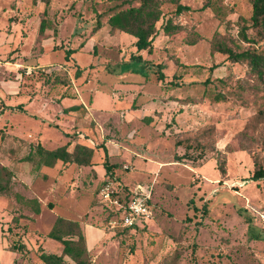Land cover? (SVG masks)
Here are the masks:
<instances>
[{"label": "rangeland", "instance_id": "1", "mask_svg": "<svg viewBox=\"0 0 264 264\" xmlns=\"http://www.w3.org/2000/svg\"><path fill=\"white\" fill-rule=\"evenodd\" d=\"M179 1L188 9L173 14L167 0L164 15L199 39L160 30L149 52L109 30L107 11L119 0H50L45 14L42 0H0V162L14 171L12 193L0 194V264H45L42 250L60 252L46 235L57 215L79 221L92 264H264V177L250 178L255 158L264 164V115L255 116L264 91L249 84L246 62L210 48L215 31L238 36L251 4ZM240 43L264 50V39ZM74 103L81 106L69 109ZM208 127L213 151L174 160L185 150L176 137ZM38 141L86 143L92 163L35 168L22 156ZM105 151L120 183L154 184L152 214L125 231L110 227L98 195ZM15 192L37 197L39 209Z\"/></svg>", "mask_w": 264, "mask_h": 264}, {"label": "trees", "instance_id": "2", "mask_svg": "<svg viewBox=\"0 0 264 264\" xmlns=\"http://www.w3.org/2000/svg\"><path fill=\"white\" fill-rule=\"evenodd\" d=\"M42 1L44 2L42 13L45 14L46 7L49 5L50 0ZM165 1L167 0H119V2L108 8L106 22L109 25V30H121L133 35L135 37L134 44L137 51L146 49L150 52L152 50L153 40L160 30H162L164 34L172 35L184 29L186 30V34L183 37V41L188 44L197 42L200 34L196 30L193 28H186L184 24L173 21L171 15H164L162 4ZM169 1L175 3L173 14H179L183 10L188 9V6L181 3L179 0ZM249 2L251 4L250 14L247 16L239 14L237 19L239 24L238 36L215 31L210 38V48L212 52L218 51L224 53L226 58L231 61L246 62L248 72L253 76V81L249 84L264 91V50L256 46L244 48L240 43L241 41H245L257 44L264 39V0H249ZM228 10H232V8ZM101 14L102 13L97 14L96 27L101 25V21L99 20ZM161 18V23H158ZM45 26L46 18H41L39 23V31L41 33L44 31ZM249 30H251L255 36L250 35ZM130 57L136 60L142 59L139 53L131 54ZM158 65H160V63H158ZM213 66H215V64H212L210 67ZM157 71L159 77L163 76V72H161L160 69ZM56 79L59 80L57 77ZM80 106L81 103L73 104L69 106V109H77ZM263 115V108H260L255 114L258 118ZM211 131V127L201 128L196 134L185 131L184 134L176 137L174 144L183 147L185 150L182 154L175 153L174 160L181 161L184 158H193L197 160L203 157L207 152L213 151L214 146L209 139V137H212ZM189 151H195L196 154L190 157ZM92 156L93 147L86 143L76 142L72 148L69 149L66 144L53 148H46L38 141L29 147L28 152L22 156V159L31 162L35 168H39L43 165L52 166L58 160L77 164H91ZM108 157V153L105 151L103 159L105 173L100 181L99 189L108 180L118 181L113 170L116 164L110 162ZM217 162V168L221 174H224L225 160L219 151ZM254 163L255 168L250 178L258 180L264 177V164L260 163L256 158ZM13 184V169L7 164L0 162V194L12 193ZM14 194L18 199H24L36 211L39 209V200L37 197L26 198L19 192H15ZM104 206L107 217L115 214V211L111 207ZM13 220L17 221L18 217L13 216ZM136 225L137 224L125 226L118 231H125ZM46 235L59 240L62 243V248L60 252L42 250L40 252V258L45 264H92L86 237L78 220L64 215H57ZM18 247H25V245L23 242H20ZM177 254L178 253H175L174 257H176ZM65 258H69L71 261Z\"/></svg>", "mask_w": 264, "mask_h": 264}, {"label": "built area", "instance_id": "3", "mask_svg": "<svg viewBox=\"0 0 264 264\" xmlns=\"http://www.w3.org/2000/svg\"><path fill=\"white\" fill-rule=\"evenodd\" d=\"M128 166L125 165L124 168ZM154 184L136 182L133 185L108 180L99 189L98 195L104 205L111 207L115 214L108 216L112 228L138 224V219L152 214L150 198Z\"/></svg>", "mask_w": 264, "mask_h": 264}, {"label": "crops", "instance_id": "4", "mask_svg": "<svg viewBox=\"0 0 264 264\" xmlns=\"http://www.w3.org/2000/svg\"><path fill=\"white\" fill-rule=\"evenodd\" d=\"M74 104H79V103H74ZM71 105H73V104H71ZM79 108V107H78ZM115 163V162H114ZM115 167H116V165H115ZM116 169V168H115ZM105 173V172H104ZM136 182H139V181H136ZM135 182V183H136ZM128 184V183H127ZM85 235H86V233H85ZM86 237V242H88V236H85Z\"/></svg>", "mask_w": 264, "mask_h": 264}]
</instances>
